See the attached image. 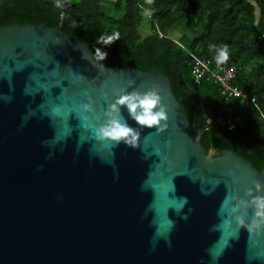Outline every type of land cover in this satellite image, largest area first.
I'll list each match as a JSON object with an SVG mask.
<instances>
[{
	"label": "water",
	"instance_id": "1",
	"mask_svg": "<svg viewBox=\"0 0 264 264\" xmlns=\"http://www.w3.org/2000/svg\"><path fill=\"white\" fill-rule=\"evenodd\" d=\"M61 28L0 26V264H213L225 231L215 264H264V229L235 221L253 218L264 170L230 148L206 151L159 67L105 66ZM152 88L159 131L110 107ZM113 117L135 146L97 138Z\"/></svg>",
	"mask_w": 264,
	"mask_h": 264
},
{
	"label": "trees",
	"instance_id": "2",
	"mask_svg": "<svg viewBox=\"0 0 264 264\" xmlns=\"http://www.w3.org/2000/svg\"><path fill=\"white\" fill-rule=\"evenodd\" d=\"M58 2L59 6L57 0H0V26L61 24L62 31L86 44L96 60L97 49L107 52L98 60L105 66L159 67L184 104L187 132L199 133L206 151L219 154L230 148L264 170V122L255 107L247 99L225 101L217 88L207 96L199 94L187 81L189 56L175 43H183L211 67L235 66L231 84L255 95L264 112V0H115L112 13L104 12L97 0ZM176 25L197 34L188 43L179 41L168 34ZM155 27L167 37H158ZM113 32L120 38L109 45L97 42L102 34ZM220 46H227L228 60L217 65L213 57Z\"/></svg>",
	"mask_w": 264,
	"mask_h": 264
},
{
	"label": "clouds",
	"instance_id": "3",
	"mask_svg": "<svg viewBox=\"0 0 264 264\" xmlns=\"http://www.w3.org/2000/svg\"><path fill=\"white\" fill-rule=\"evenodd\" d=\"M57 6H59V2L57 0ZM147 11L145 15H147ZM120 38L119 32H113L110 35H101L97 38L98 43H103L105 45H109L115 40ZM215 47V46H213ZM98 60H103L107 56V52H101L99 49L96 50ZM214 60L217 65H220L228 60V51L227 46H220L216 48V52L214 55ZM115 105H125L129 110L130 115L135 121L141 125L146 127H156L157 131L163 128L165 125L161 124V121L166 119V111L164 105L161 103V97L159 96L158 90L155 88L149 89L144 93H138L133 91L130 94H123L117 97L115 103L110 107L114 112H119V109L115 107ZM84 108H90L89 105H83ZM139 109V111H137ZM109 115H112L110 112ZM97 138L107 137L112 142L119 143L121 141L126 144L135 146L137 141V136L133 132V130L126 124L121 123L118 117H113L110 121H108L106 126L100 127L95 130ZM257 187H260L257 184ZM186 203V199H182L177 207H182L183 204ZM235 211V209H233ZM235 221L237 227L243 226L247 229L249 233L254 231H260L264 229V195H259L255 197V205L253 218L250 222H246L244 216L237 215L235 217ZM228 223V222H226ZM170 228V224L162 225L159 234L163 235ZM233 233L224 232L222 237L217 245L213 246L210 249V255L212 256V262L215 264L216 259L219 255L222 254L223 249L227 246V237L232 235Z\"/></svg>",
	"mask_w": 264,
	"mask_h": 264
},
{
	"label": "built area",
	"instance_id": "4",
	"mask_svg": "<svg viewBox=\"0 0 264 264\" xmlns=\"http://www.w3.org/2000/svg\"><path fill=\"white\" fill-rule=\"evenodd\" d=\"M145 11V10H144ZM146 12V11H145ZM62 17V14L60 15ZM158 37H167L157 27H155ZM177 46L187 53L190 59V73L194 82H199L203 78H209L217 87L220 95L225 101H229L235 98L247 99L255 107L258 112L259 118L264 122V112L257 104L255 95H247L243 93L238 87L233 86L231 82L235 78L236 68L235 66H214L211 67L209 62L197 54L189 51L183 43L175 41Z\"/></svg>",
	"mask_w": 264,
	"mask_h": 264
},
{
	"label": "crops",
	"instance_id": "5",
	"mask_svg": "<svg viewBox=\"0 0 264 264\" xmlns=\"http://www.w3.org/2000/svg\"><path fill=\"white\" fill-rule=\"evenodd\" d=\"M97 1L100 3L101 9L104 12L111 11L110 8L113 9V4L115 2V0H97ZM171 33H172V37H174L175 39H178L179 41H182L183 38L190 41L192 36L197 34V33L191 34V36L187 39L188 36H187V33H185V31L183 32V31L178 30L176 28H172ZM188 41H187V43H188ZM187 81L194 90H196L199 94H201L203 96H207L209 94H212L213 92H215V90L217 88L216 84L212 80H210L209 78H203L199 82H194L190 72H188ZM232 111L234 112L236 110H232Z\"/></svg>",
	"mask_w": 264,
	"mask_h": 264
},
{
	"label": "rangeland",
	"instance_id": "6",
	"mask_svg": "<svg viewBox=\"0 0 264 264\" xmlns=\"http://www.w3.org/2000/svg\"><path fill=\"white\" fill-rule=\"evenodd\" d=\"M110 9H111V11H108V12H106V13H112L113 9H112V8H110ZM172 28H176V29L181 30V31H183V32L185 31V33H187V36H188L187 39L191 36V34H195V33H197L196 30H187V29H185L184 27L179 26V25H178V26L176 25L175 27H172ZM172 28H171V29H172ZM171 29H170V31H168V34L172 36ZM185 40H186L185 38L182 39V41H183L184 43H187L188 40H186V41H185ZM236 113H237V114H236ZM233 114H234L235 116H236V115L238 116L240 113H239L238 110H236V111L233 112Z\"/></svg>",
	"mask_w": 264,
	"mask_h": 264
}]
</instances>
